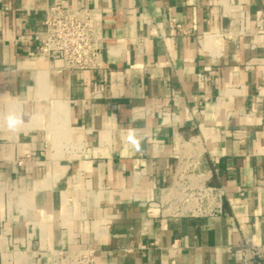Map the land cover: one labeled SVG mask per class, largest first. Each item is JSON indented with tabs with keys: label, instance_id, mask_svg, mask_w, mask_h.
Segmentation results:
<instances>
[{
	"label": "crops",
	"instance_id": "0c3cea01",
	"mask_svg": "<svg viewBox=\"0 0 264 264\" xmlns=\"http://www.w3.org/2000/svg\"><path fill=\"white\" fill-rule=\"evenodd\" d=\"M51 5L100 12L101 69L39 57ZM259 89L264 0H0V264L264 255Z\"/></svg>",
	"mask_w": 264,
	"mask_h": 264
},
{
	"label": "built area",
	"instance_id": "2783aa9c",
	"mask_svg": "<svg viewBox=\"0 0 264 264\" xmlns=\"http://www.w3.org/2000/svg\"><path fill=\"white\" fill-rule=\"evenodd\" d=\"M35 39L39 57L55 69L83 72L102 68L104 37L97 9L51 5L45 10L42 29ZM257 98L264 104V89L257 91ZM260 155L264 156V139ZM240 252L242 264H262L261 247L244 243ZM50 255L53 264H99L89 249L55 250Z\"/></svg>",
	"mask_w": 264,
	"mask_h": 264
}]
</instances>
